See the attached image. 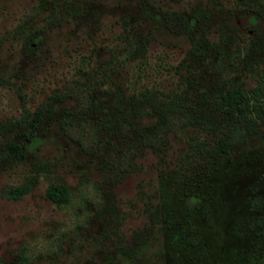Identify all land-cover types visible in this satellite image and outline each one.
Here are the masks:
<instances>
[{"label": "rangeland", "instance_id": "rangeland-1", "mask_svg": "<svg viewBox=\"0 0 264 264\" xmlns=\"http://www.w3.org/2000/svg\"><path fill=\"white\" fill-rule=\"evenodd\" d=\"M139 1L0 0V148L21 139L9 123L44 108L39 142L0 162V264H264L244 206L264 201V127L201 156L215 136L185 123L212 113L215 88L264 82V0H151L200 18L196 40L228 35L219 56L191 55L174 22H134ZM178 97V111L155 110ZM49 183L67 186L66 203L46 198Z\"/></svg>", "mask_w": 264, "mask_h": 264}, {"label": "trees", "instance_id": "trees-1", "mask_svg": "<svg viewBox=\"0 0 264 264\" xmlns=\"http://www.w3.org/2000/svg\"><path fill=\"white\" fill-rule=\"evenodd\" d=\"M134 13V22L147 24L151 21L161 20L163 25L167 26L169 29L173 26V22L176 23L178 28L175 33L184 34L189 37L192 44V49L190 51L191 55H197L199 52L204 53L208 50L216 51L215 53L218 56L223 55V48L225 43L228 42V35L220 33L218 34L217 41H211L207 35L204 34L196 40L193 33L199 28L203 31L202 27L204 25L200 18L194 15L188 18L179 14L166 15V13L157 8L151 0H141L135 4ZM166 16L169 17L166 18ZM257 17L258 14L255 12V14L249 17V23L257 24ZM125 22H127V20L124 21V23ZM28 39L29 46L34 42L35 38L29 35ZM133 40H135L133 43H129L133 52L137 53L145 49L146 42H144V40L134 37ZM229 42L231 44L233 43L231 41ZM208 95L207 99H210V102L206 103V107L211 109L212 113L206 116L199 110V116L187 118V120H185V123L191 126L205 124L215 136L212 145L206 149L208 150L207 152L204 150L205 148H202L203 145H195L194 148L196 152H199L201 156L205 154L212 156L228 154L234 144L241 141L245 134L255 133L258 131L259 127H264V82H257L250 88L242 87L239 83L230 84L220 89L215 88L211 94ZM117 98L120 104L117 107L119 110L127 108V102H132L131 99H123L121 95H118ZM98 100L99 98H96L93 104L97 106ZM180 100H184V98H176L174 104L171 102H162L155 110L159 115L167 116L170 112L173 113L179 110L178 105ZM104 105L105 104L102 103L101 109L105 107ZM43 111L44 108H38L33 112L29 120L23 117L20 120L9 123V128L16 127L19 129L17 137L21 139L19 142L10 141L0 148V162H10L12 159H23L28 146L35 145L39 142L38 132L43 122ZM218 131L220 133L219 135L216 134ZM140 133L144 138H147V135H145L146 133ZM28 191V184L23 183L8 188L6 194L10 199H17ZM45 196L52 203L60 206L68 200V188L63 183H49L45 188ZM165 214L168 216L170 214V208L168 206L165 207ZM190 241L194 242L195 238L191 237Z\"/></svg>", "mask_w": 264, "mask_h": 264}, {"label": "flooded vegetation", "instance_id": "flooded-vegetation-1", "mask_svg": "<svg viewBox=\"0 0 264 264\" xmlns=\"http://www.w3.org/2000/svg\"><path fill=\"white\" fill-rule=\"evenodd\" d=\"M245 209L249 213L256 214L254 224L261 234H264V201L260 196H251L244 200Z\"/></svg>", "mask_w": 264, "mask_h": 264}]
</instances>
